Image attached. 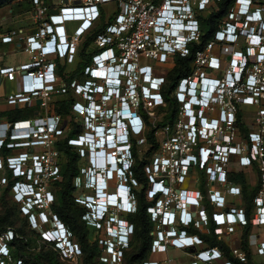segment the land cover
<instances>
[{
    "label": "built area",
    "instance_id": "built-area-1",
    "mask_svg": "<svg viewBox=\"0 0 264 264\" xmlns=\"http://www.w3.org/2000/svg\"><path fill=\"white\" fill-rule=\"evenodd\" d=\"M222 1L32 0L34 29L1 36L2 44L28 55L17 66H0L2 81L16 86L6 103L35 115L0 119V191L13 182L22 216L62 262L77 264L83 251L52 210L54 185L62 180L61 141L78 155L74 201L86 210L88 229L105 233L95 241L104 264L123 263L136 232L128 217L138 212L143 189L158 254L204 245L190 231L210 221L220 239L249 223L232 201L242 196L232 173L258 172L254 219L264 227V0H235L204 42L201 18ZM108 5L115 7L111 16ZM188 58L189 74L169 94L178 106L175 121L164 125L169 75L177 59ZM62 102L69 104L66 115L58 112ZM147 128L158 147L142 184L133 140L144 149ZM17 237L12 228L0 234V264H28L12 255ZM258 252L264 255V240ZM232 254L245 260L240 249ZM191 258L190 264H235L219 248L196 250Z\"/></svg>",
    "mask_w": 264,
    "mask_h": 264
},
{
    "label": "trees",
    "instance_id": "trees-1",
    "mask_svg": "<svg viewBox=\"0 0 264 264\" xmlns=\"http://www.w3.org/2000/svg\"><path fill=\"white\" fill-rule=\"evenodd\" d=\"M235 0H223L222 3L219 4L218 8H215L212 13L207 18H201L202 20V28L204 32L203 40L204 42L208 41L214 32L216 31L220 21L224 19L230 8L234 5ZM10 7L13 10L14 14H23L26 12H33L32 10V0H0V9ZM103 29V26L98 28L94 33V35L98 34ZM92 38H89L86 46L91 42ZM192 58L188 59H177L176 67L169 75V87L166 89L165 96L169 102L168 108L165 110L166 116L164 119V125L170 124L173 125L177 112V104L174 99L169 97L170 92L173 90L175 83L181 78L189 74L190 72V62ZM69 104L67 102H62L60 104V108H58V112L68 114ZM164 111V110H163ZM35 115V111L33 109H12L7 113H0V117L6 116L10 121H18L24 120L29 117ZM145 136L148 139V144L144 149L140 151L137 146L136 140H133L134 143V155L137 159V164L135 166L136 178L142 183H146V178L143 174L144 165L148 162V157L151 153L156 150L158 144L154 137V130L147 128L145 132ZM58 147L62 153V171L61 176L62 180L56 182L54 185V194H55V202L52 206V210L57 215V217L71 230L74 235L77 243L80 244L83 257L80 261L89 262V259H93L97 264H104L100 261V257L102 251L98 248L97 242H91L90 237L94 233L89 230L86 223L82 221V216L85 214L86 210L79 206L74 201V193L76 191L73 180L78 175V155L75 149L71 146H68L67 141H61L58 143ZM4 156L9 155L8 151L3 152ZM230 179L233 183L241 186L243 190L246 191L248 187V181L246 174L243 172L240 173H232ZM13 182L9 184V186L2 188L0 191V199L2 202L6 204V210L4 214L0 216V234L6 231L9 228H12L17 234V238L12 243V255L16 259H23L28 264H67L62 262L59 258V254L54 250V245L49 243H44L43 245L38 244L40 238L39 234H36L29 228L27 218H24L20 211V206L13 200L11 197V188ZM261 182L259 181L258 186L254 189L250 195L246 196V201L248 207L250 204L254 205V199L260 190ZM61 188V189H59ZM145 189L139 194V209L138 212L134 215H130L128 219L135 225L136 232L131 243L130 249L134 245V241H139V249L138 253L133 256L132 259L135 260L139 264H143V262L147 261L153 244V237L151 236V232L153 230V224L149 218L147 213V208L151 205V203L147 202L145 199ZM11 204V207H8ZM15 219L25 220V224L22 226L21 224H16ZM10 225V226H9ZM27 226L29 228V233L35 236V238H30L26 236L28 233ZM26 228V230H25ZM190 232L194 233L195 230H191ZM207 242H210L211 246L221 247L224 250L225 255L232 260L235 264H256L252 259V253L248 251L247 246V232L243 237V248L247 251V262L242 263L236 260L230 252L229 248L225 245L224 242H221L217 239L216 235H211L207 237H203ZM32 241H34L36 246H33ZM39 249V250H37ZM129 249V250H130ZM35 250V251H34ZM124 253L123 264L126 263V259L128 258V251ZM44 251H49L46 253ZM48 255L46 257V262L42 260V257Z\"/></svg>",
    "mask_w": 264,
    "mask_h": 264
},
{
    "label": "crops",
    "instance_id": "crops-1",
    "mask_svg": "<svg viewBox=\"0 0 264 264\" xmlns=\"http://www.w3.org/2000/svg\"><path fill=\"white\" fill-rule=\"evenodd\" d=\"M5 9H8V11L5 12ZM25 15H29V18L27 20H24L23 22H18V17L25 16ZM18 28H24L28 32L34 29L33 12H26L23 14H14L13 10L10 7L0 9V49L3 50L4 48H8L11 52H14V53L20 52V51H16L13 45H10V44L4 45L1 43L2 35H4L9 30L18 29ZM0 53L3 54L2 51H0ZM0 66H13V65L7 64L6 59L3 58L2 60H0ZM15 88H16L15 83L8 82L6 80H3L2 83L0 84V103L3 104V108L0 110V113L4 114L14 109V107H11L6 103V97L8 94L12 93L15 90ZM1 118L8 119L6 116H2L0 117V119ZM245 174H246L247 181H248V187L246 191L242 189V196L233 198L232 201L238 206V208L244 210V212L248 216L249 223L247 225L237 224L235 226L233 233L228 234L225 232L221 236V239L215 234L214 231H215L216 225L212 221H210L208 226L202 225L199 229H194L196 232H194L193 234L199 235L202 238L211 236L213 234L216 235L219 241L225 243V245L229 248L230 252H232L234 249H240L241 251H243L246 256L245 260L244 261L238 260V261L242 263H246L247 262V251L243 248V237H244V234L247 232L248 251L252 253V259L254 263H258L257 261L259 260L264 261V255H260L258 252L259 244L262 240H264V227L257 225V219H254L256 217L254 205L250 204V206L248 207L246 196L247 195L249 196L250 193L254 189H256L260 180H259L258 172L254 169L246 170ZM253 174L256 175L255 185H252L249 180L251 175ZM203 207H204V211L207 212L208 215H210L213 212L212 207L207 202L204 203ZM203 240H204V245L191 249V250L171 249L170 251H176L177 254H180V256L175 257V258H172V257H168V258L173 259L175 264H190V261L192 259L191 254L196 250L200 251V250H205L209 248H219L224 253V250L221 247H217V246L212 247L210 242H207L204 238ZM169 252L167 254H169ZM154 253L155 252H153L152 254ZM152 254L149 258V261H165L168 259L167 258L163 260H157V258L153 257Z\"/></svg>",
    "mask_w": 264,
    "mask_h": 264
},
{
    "label": "rangeland",
    "instance_id": "rangeland-1",
    "mask_svg": "<svg viewBox=\"0 0 264 264\" xmlns=\"http://www.w3.org/2000/svg\"><path fill=\"white\" fill-rule=\"evenodd\" d=\"M8 11V9H5V12H7ZM114 11H115V7L113 6V5H108L107 7H106V13H107V15L108 16H111L113 13H114ZM29 18V15H25V16H20V17H18V22H23L24 20H27ZM76 26H77V24L76 23H70V24H68V28L69 29H75L76 28ZM0 51H2L3 52V54H5L4 56V59H6V61H7V64H10V65H13V66H16V65H18V64H20V63H24V62H27L28 61V55L27 54H25V53H22V52H18V53H14V52H11L8 48H4L3 50L2 49H0ZM3 108V104L2 103H0V110ZM247 114V113H246ZM142 147V146H141ZM141 147H139V148H141ZM142 149V148H141ZM143 150V149H142ZM195 173H196V175H199V174H197L198 173V171L196 170L195 171ZM2 177H3V174H2V172H0V180L2 179ZM250 183L252 184V185H255V183H256V175L255 174H253V175H251V177H250ZM59 189H61V188H59ZM77 192L74 194V196H77ZM11 204H9V206L8 207H11L10 206ZM6 204H5V202H2L1 201V199H0V216L2 215V214H4V212H5V210H6ZM22 219H25V218H22ZM16 220V224H18V225H24L25 224V220H21V219H15ZM28 220V219H27ZM24 223V224H23ZM10 226V225H9ZM50 227H52V225L50 226ZM30 228V227H29ZM29 228H28V226H27V230H26V228H25V230L26 231H28V233L26 234V236L27 237H29V239L31 238H35V236L37 237V235H33V234H31V233H29ZM102 235H103V237H105V233H96V232H94L92 235H91V237H90V240H91V242H95L98 238L100 239L101 237H102ZM39 240V243L38 244H41V245H43L44 243L41 241V239H38ZM74 240H75V238H74ZM75 242H77L76 240H75ZM32 244H33V246H36L35 245V243H34V241H32ZM139 244H140V242L139 241H134V245H133V247L127 252L128 253V258L126 259V263L125 264H139V263H137L135 260H133L132 261V259L134 258L133 256H135L137 253H138V249H139ZM37 250H39V249H37ZM35 251V250H34ZM44 252H46V253H49V251H44ZM153 253V249L151 250V253H150V255H149V257H148V259H147V261H149V258H150V256H151V254ZM153 255V257H156L157 258V260H163V259H167L168 257H172V258H175V257H178V256H180V254H177V252L176 251H170L169 252V254H158V253H154V254H152ZM48 255H45V256H43L42 257V260L44 261V262H46L47 260H46V257H47ZM261 259H263V258H261ZM147 261H145V262H147ZM258 263H256V264H264V261L263 260H259V261H257ZM68 264V263H67ZM77 264H97L96 263V261L95 260H93V259H89V262H82V261H79ZM123 264V263H122ZM143 264H144V262H143Z\"/></svg>",
    "mask_w": 264,
    "mask_h": 264
},
{
    "label": "clouds",
    "instance_id": "clouds-1",
    "mask_svg": "<svg viewBox=\"0 0 264 264\" xmlns=\"http://www.w3.org/2000/svg\"><path fill=\"white\" fill-rule=\"evenodd\" d=\"M213 93V90L209 91V95H211ZM108 202H111L109 199L107 200Z\"/></svg>",
    "mask_w": 264,
    "mask_h": 264
},
{
    "label": "water",
    "instance_id": "water-1",
    "mask_svg": "<svg viewBox=\"0 0 264 264\" xmlns=\"http://www.w3.org/2000/svg\"><path fill=\"white\" fill-rule=\"evenodd\" d=\"M54 13H56V12H54ZM2 83V79L0 78V84ZM16 108H18V106H16Z\"/></svg>",
    "mask_w": 264,
    "mask_h": 264
},
{
    "label": "bare ground",
    "instance_id": "bare-ground-1",
    "mask_svg": "<svg viewBox=\"0 0 264 264\" xmlns=\"http://www.w3.org/2000/svg\"><path fill=\"white\" fill-rule=\"evenodd\" d=\"M123 192H121V194H122ZM122 195H124V194H122ZM103 200H105L104 198H103Z\"/></svg>",
    "mask_w": 264,
    "mask_h": 264
}]
</instances>
